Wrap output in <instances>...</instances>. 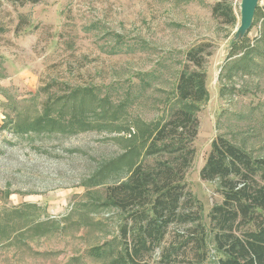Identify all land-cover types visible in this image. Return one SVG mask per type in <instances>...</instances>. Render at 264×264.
<instances>
[{"label":"rangeland","instance_id":"obj_1","mask_svg":"<svg viewBox=\"0 0 264 264\" xmlns=\"http://www.w3.org/2000/svg\"><path fill=\"white\" fill-rule=\"evenodd\" d=\"M0 1V127L8 126L0 129V264H164L165 249L194 236V226L173 225L153 253L124 259L126 215L106 200L116 179L105 171L127 151L153 163L144 159L147 136L139 133L181 105L179 72L201 43L212 53L205 65L210 98L198 113L185 182L206 227L222 202L217 184L200 178L213 140L224 137L264 158V57L230 70L243 52L231 47L242 0H230L234 25L213 16L224 0H44L16 9ZM259 7L264 12V0ZM262 32L264 18L248 43ZM46 113L68 133L13 132L15 121ZM184 251L177 264H197L195 246ZM209 256L205 264L215 256L211 243Z\"/></svg>","mask_w":264,"mask_h":264},{"label":"trees","instance_id":"obj_2","mask_svg":"<svg viewBox=\"0 0 264 264\" xmlns=\"http://www.w3.org/2000/svg\"><path fill=\"white\" fill-rule=\"evenodd\" d=\"M6 1L16 9L44 0ZM231 1L218 2L212 12L215 18L234 25L237 19ZM262 18L264 12L258 6L252 26ZM19 19V24H28L22 16ZM248 33L231 46L232 50L243 49L231 71L245 63L251 65L254 55L264 57L261 49L264 32L253 45L247 41ZM208 48L201 43L186 53L175 88L181 105L172 110L167 121L148 125L139 133L143 132L140 137L147 136L144 159L153 158V163L134 160L136 154L127 151L116 165L105 171L116 179L107 186L106 200L126 215L121 239L125 244L124 259L131 262L160 248L171 226L191 224L195 235L178 247L174 244L167 247L162 255L164 264L180 263V250L184 249L185 253L190 246H195L193 255L197 264H205L211 258L209 243L215 252L210 264H264V158L252 157L224 137L213 140L200 178L217 184L222 202L211 209L208 227L203 224L201 206L194 207L197 200L185 182L196 154L193 143L200 127L198 113L210 98L205 71L207 57L212 54ZM113 52L119 51L115 47ZM7 127L4 124L0 129ZM12 130L20 136L68 133L59 119L47 113L26 121L19 119L13 123ZM93 251L98 257L105 253L99 248Z\"/></svg>","mask_w":264,"mask_h":264},{"label":"water","instance_id":"obj_3","mask_svg":"<svg viewBox=\"0 0 264 264\" xmlns=\"http://www.w3.org/2000/svg\"><path fill=\"white\" fill-rule=\"evenodd\" d=\"M260 1L261 0H242L240 5V24L238 30L235 32L233 43L241 41L248 33V31L252 28L256 9L259 6Z\"/></svg>","mask_w":264,"mask_h":264},{"label":"bare ground","instance_id":"obj_4","mask_svg":"<svg viewBox=\"0 0 264 264\" xmlns=\"http://www.w3.org/2000/svg\"><path fill=\"white\" fill-rule=\"evenodd\" d=\"M239 28V27H238ZM238 30V29H237Z\"/></svg>","mask_w":264,"mask_h":264}]
</instances>
